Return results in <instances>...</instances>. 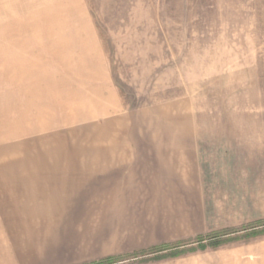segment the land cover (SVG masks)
I'll return each instance as SVG.
<instances>
[{
  "label": "rangeland",
  "instance_id": "obj_1",
  "mask_svg": "<svg viewBox=\"0 0 264 264\" xmlns=\"http://www.w3.org/2000/svg\"><path fill=\"white\" fill-rule=\"evenodd\" d=\"M173 137L198 143L182 232L137 205L133 248L93 263L264 264V0H0V171Z\"/></svg>",
  "mask_w": 264,
  "mask_h": 264
},
{
  "label": "crops",
  "instance_id": "obj_2",
  "mask_svg": "<svg viewBox=\"0 0 264 264\" xmlns=\"http://www.w3.org/2000/svg\"><path fill=\"white\" fill-rule=\"evenodd\" d=\"M141 145V155L119 153L109 143L102 152L53 160L61 169L0 171V264H91L132 249L136 230L127 211L137 205L160 211L145 225L181 233L182 195L200 192L197 139L143 138ZM136 163L142 165L140 188L127 184ZM129 193L142 194L140 202ZM164 208L173 222H161Z\"/></svg>",
  "mask_w": 264,
  "mask_h": 264
},
{
  "label": "trees",
  "instance_id": "obj_3",
  "mask_svg": "<svg viewBox=\"0 0 264 264\" xmlns=\"http://www.w3.org/2000/svg\"><path fill=\"white\" fill-rule=\"evenodd\" d=\"M112 259L108 258V259H105V260H102V261H99L97 263H92V264H110Z\"/></svg>",
  "mask_w": 264,
  "mask_h": 264
}]
</instances>
